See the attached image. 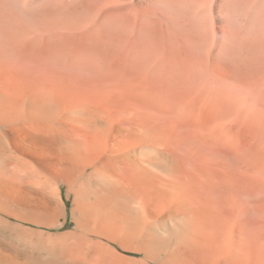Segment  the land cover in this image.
<instances>
[{"label": "rangeland", "instance_id": "obj_1", "mask_svg": "<svg viewBox=\"0 0 264 264\" xmlns=\"http://www.w3.org/2000/svg\"><path fill=\"white\" fill-rule=\"evenodd\" d=\"M0 53V64L14 69L50 67L64 83L94 82L93 103L104 97L107 81L115 127L126 129L130 144L138 129L162 143L185 194L204 207L225 245L220 264H264V6L0 0ZM140 188L146 210L165 211L154 184ZM57 198L63 215L55 223L15 220L18 229L0 232L16 261L72 263L69 249L90 238L84 249L107 263L165 264L162 254L147 258L136 240L108 228L106 236L96 234L101 219L81 216L68 185H59Z\"/></svg>", "mask_w": 264, "mask_h": 264}, {"label": "bare ground", "instance_id": "obj_2", "mask_svg": "<svg viewBox=\"0 0 264 264\" xmlns=\"http://www.w3.org/2000/svg\"><path fill=\"white\" fill-rule=\"evenodd\" d=\"M94 89V82L64 83L50 67L0 64V232L16 228L15 220L55 223L63 215L59 185L66 184L81 216L101 219L96 234L106 236L108 228L136 240L147 258L162 254L165 264H220L225 245L216 239L204 207L185 194L175 160L149 131L135 130L130 144L126 129L114 125L108 82L104 97L96 96L99 104L91 101ZM117 119L122 124L127 114L122 110ZM147 183L164 200L161 214L146 210L138 194ZM75 222L95 228L91 220ZM86 240L69 249V263L108 264L105 256L84 249L92 242ZM14 258L0 241V264H25Z\"/></svg>", "mask_w": 264, "mask_h": 264}, {"label": "crops", "instance_id": "obj_3", "mask_svg": "<svg viewBox=\"0 0 264 264\" xmlns=\"http://www.w3.org/2000/svg\"><path fill=\"white\" fill-rule=\"evenodd\" d=\"M138 0H129V4L133 5ZM170 2H181V5L202 6V7H219V6H237L251 7L264 6V0H170Z\"/></svg>", "mask_w": 264, "mask_h": 264}]
</instances>
